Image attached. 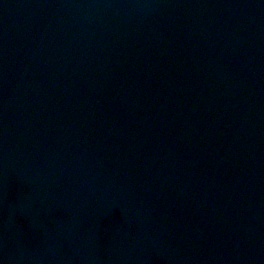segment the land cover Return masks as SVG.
I'll use <instances>...</instances> for the list:
<instances>
[{
	"label": "water",
	"instance_id": "1",
	"mask_svg": "<svg viewBox=\"0 0 264 264\" xmlns=\"http://www.w3.org/2000/svg\"><path fill=\"white\" fill-rule=\"evenodd\" d=\"M0 264H264V0H0Z\"/></svg>",
	"mask_w": 264,
	"mask_h": 264
}]
</instances>
